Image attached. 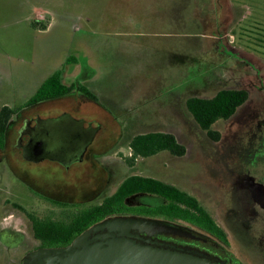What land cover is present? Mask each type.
<instances>
[{"label":"rangeland","instance_id":"obj_1","mask_svg":"<svg viewBox=\"0 0 264 264\" xmlns=\"http://www.w3.org/2000/svg\"><path fill=\"white\" fill-rule=\"evenodd\" d=\"M219 42L237 60L219 56ZM73 62H85L89 72H96L85 86L99 104L88 101L72 108L66 102L42 103L9 125L6 152L0 150V231H23L26 211L53 209L30 190L25 172L71 179L77 197L84 194L93 204L131 176L165 179L167 171L177 169L192 175L188 166L199 159V146L191 139L201 132L187 109L192 97L210 99L222 89H248L249 101L236 117L212 127L224 136L240 128L237 120L248 108L262 114L264 0H0V109L21 108ZM174 95L180 107L172 112L168 102ZM67 112L86 126L100 125L84 161L69 172L50 160L26 161L15 147L23 121L55 119ZM155 132H172L189 142V157L162 153L130 164L133 138ZM261 239L240 232L230 253L241 264H257L254 257L264 250Z\"/></svg>","mask_w":264,"mask_h":264},{"label":"flooded vegetation","instance_id":"obj_2","mask_svg":"<svg viewBox=\"0 0 264 264\" xmlns=\"http://www.w3.org/2000/svg\"><path fill=\"white\" fill-rule=\"evenodd\" d=\"M217 49L219 56L237 60V54L224 42H219ZM69 66V69L65 70L62 76L63 83L66 85L77 82L86 85L88 82L95 80L96 72L94 70L89 72L85 62L80 64L73 62ZM74 74L76 75L74 76ZM225 90L245 92L247 99L237 108L230 119L219 120L216 123L232 121L250 98L248 89H222L212 98ZM178 95H174L168 102L172 112L180 107ZM70 96L76 97L77 100H85L80 98L78 94ZM76 106L72 108H77ZM247 111L246 115L242 114L237 120L236 124H239L240 128L230 132L227 136L214 131L213 128H211V131L202 129L192 116V120L201 130L191 139L193 145L198 144L199 146L196 148L199 151V159L194 158V162L191 161V165L188 166V170L191 169L194 173L188 175L184 172L186 170L177 169V172L167 171L168 175L165 179L157 176L147 177L175 188L178 193L170 189L166 190V197L154 193L137 195L133 198L134 206H145L155 211L161 205H166L167 217L155 216L151 219L166 223L176 230L187 233L188 236L174 232L156 233L152 236L144 234L140 235L141 239H137V241L142 244H150L154 247L205 258L218 264H241L230 253L233 239L238 236V233H247L253 241H259L260 238L264 241V112L260 114L251 107ZM65 114H70V112ZM39 119L41 118H31L23 121L18 130L15 147L21 150L22 157L28 162L38 164L50 160L58 163L69 172L73 164L67 165L51 159L35 161L39 156L37 155V157L32 152L33 139L27 133L31 128L37 126ZM98 126L100 125L96 123L94 127ZM99 132L100 130L97 134ZM155 133L173 135L176 142L185 148V153L182 156H177L167 150L159 152L153 157L166 153L170 157L182 159L189 157L193 150L189 148L191 146L189 142L181 140L175 133ZM25 138H27L26 142L23 141ZM5 148L1 150L4 153L6 152ZM25 152L31 160L26 159ZM21 174L18 173L19 176ZM55 175L59 174L54 173L51 176L46 172L35 176L28 172L23 173V180L30 190L35 191L53 209L33 213L26 211V226H24L25 230L23 231L11 228L0 231V245L2 246L0 248V259L2 264H35L30 257L32 254L43 250L54 251L69 248L78 238L76 223L79 211L97 204L86 201L87 199L83 197L84 194H82V197H77V190L72 185L71 179L66 181ZM109 176L110 174H107V184L110 181ZM83 205L84 207H82ZM175 205L182 206L184 210L182 218H179L173 212ZM207 215L210 218L208 220L206 219ZM39 225L40 227L41 225L44 226L42 230L38 229L40 236L37 233ZM51 226L59 227L58 231L50 233L48 229ZM92 228L93 226L81 235L91 231ZM100 233L91 232L89 239ZM261 246L263 247L264 244ZM254 258H258L257 264H264V250L260 251V254Z\"/></svg>","mask_w":264,"mask_h":264},{"label":"water","instance_id":"obj_3","mask_svg":"<svg viewBox=\"0 0 264 264\" xmlns=\"http://www.w3.org/2000/svg\"><path fill=\"white\" fill-rule=\"evenodd\" d=\"M100 126L64 114L55 119L37 121L31 137L35 161L51 159L71 165L82 162L94 142ZM91 232L99 233L89 239ZM135 232L137 234H133ZM187 235L166 223L141 217H113L93 226L74 244L60 250H43L30 257L35 264H218L205 258L142 244L140 235L156 233Z\"/></svg>","mask_w":264,"mask_h":264},{"label":"trees","instance_id":"obj_4","mask_svg":"<svg viewBox=\"0 0 264 264\" xmlns=\"http://www.w3.org/2000/svg\"><path fill=\"white\" fill-rule=\"evenodd\" d=\"M63 73H55L46 80L38 89L36 94L30 98L21 108L16 109L10 106H3L0 109V150H4L6 145V133L9 125L14 119L26 109L36 105L54 101L73 94H78L80 98L99 104V99L84 84L77 82L71 85L63 83ZM247 99L245 92L236 90H225L219 92L212 99L192 97L187 101V108L202 129L211 131L212 126L219 120H228ZM38 121H41L39 119ZM36 127V126H35ZM34 128H31L29 134ZM132 157L129 159L133 164L137 158H150L162 151H169L174 155L182 156L185 148L176 142L173 135L163 133H148L135 136L130 143ZM26 159H30L25 152ZM178 191L162 182L152 178L142 176H131L121 183L116 192L107 197L102 203L82 209L77 216V237L92 226L113 217H141L151 219L155 216L167 217L166 205H161L157 211L149 207L134 206L133 198L137 195L159 194L166 197V190ZM174 213L182 218L184 210L181 205H175ZM201 212V211H200ZM192 214L191 212H188ZM206 219H210L208 215ZM40 225L38 229H43ZM57 226H51L50 233L58 231ZM40 236V234H39Z\"/></svg>","mask_w":264,"mask_h":264},{"label":"crops","instance_id":"obj_5","mask_svg":"<svg viewBox=\"0 0 264 264\" xmlns=\"http://www.w3.org/2000/svg\"><path fill=\"white\" fill-rule=\"evenodd\" d=\"M75 75L76 74H74V76ZM89 90H90V88H89ZM61 100H63V101H61ZM49 102H51V103H53V102H58V103L66 102L67 105H71L72 107L77 105V107L80 106L81 108H83V106L86 105V103H88L87 100H82V99L77 100L76 97H74V96H67V97H63V98H60V99H57L54 101H49ZM45 103H47V102H45Z\"/></svg>","mask_w":264,"mask_h":264}]
</instances>
